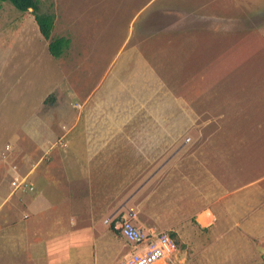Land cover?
Here are the masks:
<instances>
[{
  "label": "rangeland",
  "instance_id": "374dc122",
  "mask_svg": "<svg viewBox=\"0 0 264 264\" xmlns=\"http://www.w3.org/2000/svg\"><path fill=\"white\" fill-rule=\"evenodd\" d=\"M39 6L55 13L52 34L68 36L70 44L53 56L31 8L20 11L0 1V158L22 175L29 161L52 157V149L42 155L39 143L76 116L77 96L101 86L104 77L123 81L129 69L150 65L148 77L133 75L126 90L114 91L118 101L131 98L111 110V118L126 125L120 140L127 142L116 149L122 158H191L185 172L191 167L194 186L190 193L184 177L185 200L175 203L170 162L121 210L145 227L176 233L178 249L163 264H264V33L255 17L258 4L40 0ZM55 153L52 158H69L66 150ZM4 159L0 189L9 184ZM133 166L136 175L139 163ZM245 183L256 192L247 188L238 195L234 189ZM5 191L0 264H45L43 252L29 249L28 218L12 215L13 208L25 207L27 192ZM144 194L149 197L141 202ZM256 207L260 218L254 217ZM206 208L212 213L207 224L198 217ZM107 215L100 214L102 222ZM117 239L118 260L130 246L118 232Z\"/></svg>",
  "mask_w": 264,
  "mask_h": 264
},
{
  "label": "crops",
  "instance_id": "0c3cea01",
  "mask_svg": "<svg viewBox=\"0 0 264 264\" xmlns=\"http://www.w3.org/2000/svg\"><path fill=\"white\" fill-rule=\"evenodd\" d=\"M252 1L258 4L255 11L258 15L255 14V17L261 19L260 26L264 33V8H261V5L264 7V0ZM146 65L145 68L143 64L138 67L144 68L140 71L129 69L123 81L111 75L104 77L101 86L95 87L82 99L77 96L76 116L68 118L71 121L65 122L66 128L60 126V130L53 133L52 137L38 142L42 147L41 151L44 150L42 155H46L49 149L54 152L58 148L60 152L62 149L66 150L69 158H62L58 153L57 157L52 158L56 153L51 151L52 157L46 158L45 161L43 158L33 159L29 161L27 172H22L33 188L20 190L27 192L28 201L19 212L15 213L13 208L12 215L17 221L28 218L25 222V233L29 249L43 252L46 257L45 264H115L120 250L118 231L105 219L101 221V213L107 212L109 216L110 213L113 216V212L119 214L122 211L120 215H129L125 213L127 210L121 209L127 207L132 198L140 194L142 188L152 179L161 175L170 162L173 165L172 187L175 203L185 200V179L188 180L189 192L191 185L194 186L193 182L191 184V179L194 178L191 167L185 172V164L192 160L191 158H122L119 149H116L120 141L127 142L120 140V134L126 139V125L111 118V110L120 107L116 106L119 103L129 105L131 98L118 101L114 91L122 89L123 86L127 87L126 82L133 78V75L139 79L142 76L148 77L146 70L149 71L152 67ZM63 137L67 141L66 146L60 145L59 138ZM128 139L132 141L130 137ZM34 141L36 142V139ZM70 148H74L76 154L71 155ZM3 159L0 158V161ZM4 161L9 164L7 177L10 180L11 176L18 172L10 160L5 158ZM134 162L139 163L136 175L133 174ZM134 178L139 182L134 184ZM247 188L251 187L245 183L238 185L234 191L236 190L238 195L246 194ZM0 190H7V196L14 193L9 184L7 188L1 187ZM20 191L16 192L22 194ZM251 191L256 192L252 188ZM149 194H144L140 201H146ZM256 209L254 217L260 218L261 209ZM211 216L208 208L198 212L199 220L205 224L210 222ZM143 227L155 230L153 224ZM175 230L179 233L178 228Z\"/></svg>",
  "mask_w": 264,
  "mask_h": 264
},
{
  "label": "built area",
  "instance_id": "2783aa9c",
  "mask_svg": "<svg viewBox=\"0 0 264 264\" xmlns=\"http://www.w3.org/2000/svg\"><path fill=\"white\" fill-rule=\"evenodd\" d=\"M9 186L12 191L33 188L26 175L20 174L11 176ZM117 215L106 218L105 221L112 224L130 248L115 264H163L176 253L177 243L166 230H147L135 223L130 215Z\"/></svg>",
  "mask_w": 264,
  "mask_h": 264
},
{
  "label": "trees",
  "instance_id": "16d2710c",
  "mask_svg": "<svg viewBox=\"0 0 264 264\" xmlns=\"http://www.w3.org/2000/svg\"><path fill=\"white\" fill-rule=\"evenodd\" d=\"M8 1L13 4L20 11H25L31 7V12L34 16L35 22L38 25V29L44 38L48 41V51L55 57H60L65 49L70 44V38L64 35L52 34V30L55 24V13L53 11H44L40 9V0H0ZM49 99H53L54 96L50 94ZM117 216H120L118 214ZM112 227V224H110ZM113 228V227H112ZM169 234L177 242V235L175 232L170 231Z\"/></svg>",
  "mask_w": 264,
  "mask_h": 264
},
{
  "label": "water",
  "instance_id": "95a60500",
  "mask_svg": "<svg viewBox=\"0 0 264 264\" xmlns=\"http://www.w3.org/2000/svg\"><path fill=\"white\" fill-rule=\"evenodd\" d=\"M31 8V7H30Z\"/></svg>",
  "mask_w": 264,
  "mask_h": 264
}]
</instances>
